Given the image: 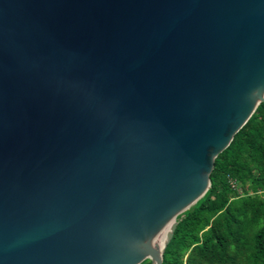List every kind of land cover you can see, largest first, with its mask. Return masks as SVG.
Returning <instances> with one entry per match:
<instances>
[{
    "label": "water",
    "instance_id": "95a60500",
    "mask_svg": "<svg viewBox=\"0 0 264 264\" xmlns=\"http://www.w3.org/2000/svg\"><path fill=\"white\" fill-rule=\"evenodd\" d=\"M264 103V0H0V264H164Z\"/></svg>",
    "mask_w": 264,
    "mask_h": 264
},
{
    "label": "trees",
    "instance_id": "16d2710c",
    "mask_svg": "<svg viewBox=\"0 0 264 264\" xmlns=\"http://www.w3.org/2000/svg\"><path fill=\"white\" fill-rule=\"evenodd\" d=\"M211 181L178 217L164 264H264V103L219 154Z\"/></svg>",
    "mask_w": 264,
    "mask_h": 264
},
{
    "label": "built area",
    "instance_id": "2783aa9c",
    "mask_svg": "<svg viewBox=\"0 0 264 264\" xmlns=\"http://www.w3.org/2000/svg\"><path fill=\"white\" fill-rule=\"evenodd\" d=\"M233 185H234V187H236L237 186V184L233 181Z\"/></svg>",
    "mask_w": 264,
    "mask_h": 264
}]
</instances>
